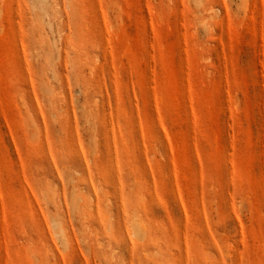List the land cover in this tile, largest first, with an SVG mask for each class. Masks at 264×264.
<instances>
[{"label": "rangeland", "instance_id": "1", "mask_svg": "<svg viewBox=\"0 0 264 264\" xmlns=\"http://www.w3.org/2000/svg\"><path fill=\"white\" fill-rule=\"evenodd\" d=\"M0 264H264V0H0Z\"/></svg>", "mask_w": 264, "mask_h": 264}]
</instances>
